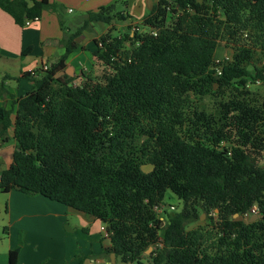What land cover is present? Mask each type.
Wrapping results in <instances>:
<instances>
[{
    "label": "trees",
    "instance_id": "1",
    "mask_svg": "<svg viewBox=\"0 0 264 264\" xmlns=\"http://www.w3.org/2000/svg\"><path fill=\"white\" fill-rule=\"evenodd\" d=\"M118 2L89 12L70 33L61 5L0 0L19 27L54 11L67 50L48 70L23 74L33 87L14 122V109L0 108V141L16 143L1 193L42 196L96 218L109 235L104 255L123 264L145 256L151 264H264V101L252 103L247 91L264 83V0H158L142 19L147 32L94 40L100 81L56 78L83 31L135 21ZM222 45L232 59L217 64ZM227 91L218 116L198 110L200 98ZM148 164L155 168L146 174ZM168 191L183 206L163 217L153 207ZM253 207L259 218L251 221L244 215ZM201 212L215 223L190 229ZM21 246L8 264H18Z\"/></svg>",
    "mask_w": 264,
    "mask_h": 264
},
{
    "label": "crops",
    "instance_id": "2",
    "mask_svg": "<svg viewBox=\"0 0 264 264\" xmlns=\"http://www.w3.org/2000/svg\"><path fill=\"white\" fill-rule=\"evenodd\" d=\"M118 1L49 0L64 7V17L75 15L68 22L70 33L81 26L89 12ZM157 2L126 0L125 4L121 2L124 7L118 11L125 10L137 23V20H142L151 12ZM133 23L131 20L116 21L107 27L98 28V25H94L90 31H83L76 39L80 47L66 61L64 75L73 78L82 73H94L97 68L93 55L97 49L94 40L107 33L115 36L122 27ZM114 27H117L116 30ZM63 38L64 31L57 14L52 10H46L41 19L19 27L9 14L0 9V89L4 86L6 91L3 95L0 93V108L14 109L12 122L15 120L17 102L33 87L30 80L22 77L23 74L44 66L50 67L58 61L67 51L61 42ZM225 54L230 53L220 46L215 58ZM9 135L13 137V129L9 130ZM15 149L13 140L6 144L0 141V171L5 170L1 168L3 164L7 165V169L11 166ZM5 195L8 199V247L5 251L0 250V264H8L9 252L18 246L16 236L20 231L23 244L18 264H61L64 259L67 264H123L116 258L113 260L112 254L104 255L110 247V240L103 230V224L96 218L42 196L31 197L17 190ZM64 215L71 216L76 222H70ZM63 221L68 222L65 228ZM147 263V260H142V264Z\"/></svg>",
    "mask_w": 264,
    "mask_h": 264
},
{
    "label": "rangeland",
    "instance_id": "3",
    "mask_svg": "<svg viewBox=\"0 0 264 264\" xmlns=\"http://www.w3.org/2000/svg\"><path fill=\"white\" fill-rule=\"evenodd\" d=\"M172 1H174V0H172ZM122 7H124V4H122L121 2H118V4H117L118 10H120ZM64 18H65L64 21H65L66 25H69L68 22L71 21L72 19H74L75 15H66V17H64ZM96 25H98V28L107 27L106 25H103V24H96ZM114 28L116 30L117 27H114ZM134 29H136V31L139 33L147 32V29H146V27H144L142 20H139V21L137 20V23L134 21V23L128 27H122L120 30H118V32L115 34V36H119V35L123 36L126 33H132V31ZM221 48L231 54L230 48H226L223 45L221 46ZM257 65L264 67V54L260 53L259 56L257 57ZM104 73H105V68H104L103 64L97 62L96 71L94 73H90L89 75L88 74L87 75L92 77L95 81H100L102 79V76L104 75ZM78 83H80V81L74 82V85H77ZM247 91L250 93L248 100H250L252 103L255 102L254 104H257V105L258 104L260 105L263 103V101H264V83L263 82H261V84H257L256 82H253V81L250 82V84L247 87ZM229 96H230V94L227 91V94L223 98L222 97H216V96L202 97L198 101V110L204 111L208 115L218 116L220 113V103L227 101ZM260 166L264 168V153H263L262 159L260 160ZM1 168L7 169V165L3 164ZM165 202L169 205L175 206L177 211H180L182 206H183L182 201H180L178 199V197L176 195H174L171 191H168L166 193ZM61 205H63V204H61ZM7 206H8L7 196L5 194L1 193V191H0V250H2V251H5L8 247L7 230L9 229V220H8L7 209H6ZM64 207H66V206L64 205ZM64 217L65 218L68 217L70 222H76L74 219H72L71 216L67 215V217H66V215H64ZM214 217H215V215H213V214H206L204 212H201L199 221L192 224L190 226V229L199 228V227L203 228V229H208L211 227L212 224L215 223ZM67 223H68L67 221H63L64 228H65ZM17 235L18 236H16V237H17L18 245L23 244L22 232L21 231L18 232ZM150 252H151V249H149V251L147 253H150ZM143 259L147 260L150 264V258L148 256H145ZM61 264H67L66 259H64V263H61Z\"/></svg>",
    "mask_w": 264,
    "mask_h": 264
},
{
    "label": "built area",
    "instance_id": "4",
    "mask_svg": "<svg viewBox=\"0 0 264 264\" xmlns=\"http://www.w3.org/2000/svg\"><path fill=\"white\" fill-rule=\"evenodd\" d=\"M36 20H39V19H36ZM136 31V29H134L132 31V34ZM245 36L247 37L248 35L245 34ZM232 59V54H225L223 57L221 58H215V62L217 64H221L223 62H227V61H231ZM49 69V66H44L43 67V70H48ZM216 74L218 76H221V68H216ZM32 75H35V71H31L30 72ZM257 84H261V81H257L256 82ZM153 210L160 216H163L165 217L168 213L170 212H174V211H177L176 207L175 206H172V205H169L167 204L165 201L162 202V203H158L156 205H154L153 207ZM244 217L247 219V218H250V217H259V209L257 207H253L251 209V211L248 213V214H245ZM103 230L106 232L105 228H103ZM106 234L108 235V233L106 232ZM109 236V235H108ZM151 251H152V248H151Z\"/></svg>",
    "mask_w": 264,
    "mask_h": 264
},
{
    "label": "water",
    "instance_id": "5",
    "mask_svg": "<svg viewBox=\"0 0 264 264\" xmlns=\"http://www.w3.org/2000/svg\"><path fill=\"white\" fill-rule=\"evenodd\" d=\"M65 74V71L59 73L56 78L60 77V76H63ZM155 166L152 165V164H148V165H143L142 166V171L146 174L148 173H151L153 170H154ZM259 217H252L251 218V221L255 220V219H258ZM112 259L114 260L115 259V255L112 254Z\"/></svg>",
    "mask_w": 264,
    "mask_h": 264
}]
</instances>
